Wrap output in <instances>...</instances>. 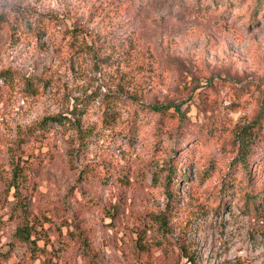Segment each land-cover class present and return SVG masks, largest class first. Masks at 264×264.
Segmentation results:
<instances>
[{"label":"rangeland","instance_id":"374dc122","mask_svg":"<svg viewBox=\"0 0 264 264\" xmlns=\"http://www.w3.org/2000/svg\"><path fill=\"white\" fill-rule=\"evenodd\" d=\"M263 89L264 0H0V247L21 162L29 217L90 223L98 264H264V200L229 165L251 140L264 187ZM23 255L0 264L45 259Z\"/></svg>","mask_w":264,"mask_h":264},{"label":"trees","instance_id":"16d2710c","mask_svg":"<svg viewBox=\"0 0 264 264\" xmlns=\"http://www.w3.org/2000/svg\"><path fill=\"white\" fill-rule=\"evenodd\" d=\"M37 32L38 30L36 29V33ZM147 107L153 112L160 114V116L168 114L165 113L168 110L164 107L150 105H148ZM170 115L180 120H183L185 117V114L180 109V107H175V112ZM62 118L63 115L60 114L51 115L48 117V121L46 122V118V120L42 122V124L44 125L38 126L37 129L45 130L47 128L46 125L49 124V121H56L60 124H65L66 122L62 120ZM251 142V140H245L244 143L240 145V150H238L235 157L231 159L229 165L231 166V168H236V166L240 164L242 167L245 168V174L247 176L248 185L250 186L247 196L249 199L252 200L254 210H257L259 202L264 200V196H262L264 194V187H261L259 185L257 179L258 176H253L252 173L249 172L250 166L248 163V154L253 151L254 145ZM23 162L25 163V161ZM20 163L16 162L14 164L9 186L13 189V194L16 196V203L13 208L19 209L20 207L23 211L22 213H17V217H20L21 220L17 223L15 230L12 233L11 240L7 245L8 248L0 247V260L7 259L11 253L12 248H14L15 245H20L24 248L23 256L26 257V259H29V262L33 261L35 257H38L39 254H44L45 259L43 263L40 262L38 264H61L59 262H53V258L56 257L58 260H60L61 251L65 249V247H68L70 243H73L80 250L82 257L85 260V264H98V252L94 251V248H92V243H94V232L90 223H86L85 220L82 219V222L84 223V228H82L79 221H75V219H72V228H69L66 234L63 235L62 225L65 223L64 221H61L59 224H56V221L54 219L46 215L42 218L38 216L29 217V211L27 210L26 202L24 201V197L26 198L27 193V175L26 173H24V166L19 165ZM172 168L173 167H168L167 169L171 172L173 170ZM80 175L81 171L78 177H81ZM89 200H92L93 203L96 205L98 204V197L91 196L89 197ZM155 220L158 223V228L164 229V218L162 216H156ZM44 222H48L49 224V227L46 229L44 228ZM49 232L56 234V238L60 240V246L57 249L48 250L45 247V244L50 240V234H48ZM39 242H42L44 246H39Z\"/></svg>","mask_w":264,"mask_h":264}]
</instances>
